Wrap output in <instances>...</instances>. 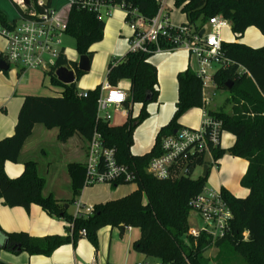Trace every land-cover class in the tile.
Here are the masks:
<instances>
[{"label":"trees","instance_id":"1","mask_svg":"<svg viewBox=\"0 0 264 264\" xmlns=\"http://www.w3.org/2000/svg\"><path fill=\"white\" fill-rule=\"evenodd\" d=\"M109 1L114 4L124 3L127 8L136 9L143 20H150L160 9L157 0ZM14 4L24 16H31L33 12L42 9L37 0H32L26 9L22 8L18 0ZM175 6L186 14L189 24L197 30H201L211 17L221 15L231 22L232 32L237 39L252 26L264 35V0H176ZM0 24H9L1 11ZM105 26V20L98 18L96 13L74 5L68 13L65 33L75 39L78 54L88 55L92 60L93 52L90 48L103 40ZM223 49L227 57L246 67L251 75L239 74L236 64L219 69L212 76V81L219 89H227L226 82L231 81L233 86L230 90L245 99L249 107L245 108V114L238 110L233 116L223 111H211L223 121L224 131L236 136V142L229 150L216 148L213 156L220 159L228 152L248 161L241 184L249 193L246 197H236L226 188L221 189L234 218L231 232L214 244L221 252L226 253V256H220L222 264L228 261L227 257L233 252L238 253L245 264H264V46L254 48L235 41L224 42ZM152 54L129 51L117 62H110L108 65L106 79L110 84L117 86L124 79L131 83L126 106L142 104L139 115L133 118L130 113L128 121L123 125L111 126L109 122L96 120L101 85L87 90L86 97L80 96L81 91L76 82L69 85L61 83L55 76V70L49 75L53 85L64 88L61 96L24 97L14 133L0 140V198L10 207L23 206L29 209L32 204L40 205L50 215L68 223L67 235L35 238L27 232H6L0 228V235L3 237L0 249L13 253L26 251L30 254L50 255L63 244H76L82 229H86V237L97 246L98 231L102 227L124 226L140 229L141 235L133 247L146 257L157 258L169 264H209L204 253L207 245L212 242L205 236L196 241L188 235L191 212L189 201L206 187L208 175L196 179L182 176L159 180L147 172L150 159L160 152L162 139L183 127L179 122L181 116L192 108H202L205 105L203 79L193 70L188 68L178 73L175 111L170 122L159 130L153 148L143 155L132 153L134 131L149 117L146 105L156 101L159 96L157 68L149 60ZM1 60H5L2 54ZM62 66L76 69V78L84 74L78 70L77 62L60 58L56 68ZM148 92L152 93L150 102L146 100ZM247 112L254 115H247ZM36 124H43L48 128L58 127L61 141H66L75 133L88 141L97 130L107 146L116 148L118 161L136 170V189L119 199L96 204L90 215L75 216L68 212L62 201L43 195L45 179L39 175L35 161H26L23 173L17 178H10L5 171V163L19 160L24 143ZM202 161V157L198 158L197 163ZM68 168L74 196L77 197L84 188L85 165L74 162ZM120 184L122 183L112 186L116 188Z\"/></svg>","mask_w":264,"mask_h":264},{"label":"crops","instance_id":"2","mask_svg":"<svg viewBox=\"0 0 264 264\" xmlns=\"http://www.w3.org/2000/svg\"><path fill=\"white\" fill-rule=\"evenodd\" d=\"M157 1L163 12L168 14L171 23L182 25L188 22L186 14L175 6L176 0ZM105 22L103 40L90 48L93 52L91 70L90 73L88 72L90 78L84 84L83 91L103 85L101 80L109 63L117 62L130 51L133 30L126 21L124 10L114 9ZM220 35L224 42L238 41L254 48L264 46V35L254 26L249 27L240 39L236 38L231 26L222 28ZM6 48L7 43L0 36V54L5 55ZM149 60L157 68L159 96L156 101L146 105L149 117L134 131L135 134L139 129L147 128L148 132H152V137L140 147L135 145L134 140L132 153L135 155L149 152L155 144L159 130L172 119L178 100V73L188 68L196 72L199 68L197 58L185 49L153 53ZM47 76L49 77L48 83L46 82ZM118 86L130 92L129 80L120 81ZM211 86L212 84H209L208 88L204 89V107L192 108L181 116L179 122L182 126L199 127L205 109L213 112L223 111L232 116L238 110L245 114V108L249 107L248 102L230 89L228 90L232 95L226 98L224 104L217 107L218 109H214L211 103L215 92L214 90L212 93L209 91ZM63 91L62 86L53 85L51 77L38 69L0 71V140L14 133L25 96H61ZM141 108V103H135L131 104L129 111L128 109L127 111L115 110L110 125H123L128 121L130 113L135 118L139 115ZM249 114L254 115L252 112H247V115ZM59 131L58 127L48 128L43 124H36L31 136L24 143L19 160L5 163L7 175L10 178H17L23 173L26 161H35L39 175L45 179L43 195L52 196L68 204L67 209L71 215L76 214L77 199L81 200L85 206H95L119 199L136 189V187H129L128 190L118 193L113 186L100 183L84 187L81 194L75 197L68 166L74 162L85 164L87 140L75 133L66 141H61ZM235 142L236 136L229 131H224L220 148L227 151ZM213 168H209L208 175H211L208 179L209 186L206 188L217 191L226 188L236 197L248 195L249 190L241 184L242 177L248 168L247 160L226 152L218 160V167ZM67 226L68 223L64 219L50 215L40 205L32 204L29 209L23 206L10 207L0 198V228L6 232H27L35 238L50 235L66 236ZM140 235L141 231L136 227H126L122 230L120 227L108 225L98 231L97 246H94L87 237L81 236L76 244L72 242L63 244L50 255L30 254L26 251L13 253L0 249V264H75L76 261L91 262L94 258L98 264H137L146 258L133 247ZM2 241L3 237L0 235V242Z\"/></svg>","mask_w":264,"mask_h":264},{"label":"built area","instance_id":"3","mask_svg":"<svg viewBox=\"0 0 264 264\" xmlns=\"http://www.w3.org/2000/svg\"><path fill=\"white\" fill-rule=\"evenodd\" d=\"M18 3L23 9L28 7L23 0H18ZM37 4L42 9L33 12L31 16L20 14V21L9 22L7 25L0 24V36L7 43L3 55L5 61L9 66L15 64L20 70L38 69L49 75L52 70L56 72L58 69L56 63L60 58L68 60L66 49L61 45V35L66 34L68 13L74 5L96 13L100 19L110 17L116 8L123 9L126 21L133 30L130 51L157 53L185 49L199 62V68L195 73L203 79L204 89L208 88L210 82L213 84L212 76L219 69L237 64L226 56L223 49L224 41L220 31L224 27H230L231 22L221 15L211 17L202 28L205 29L202 33V29L197 30L189 22L182 25L171 23L168 14L164 13L161 7L153 18L143 20L136 9H129L124 3L114 4L109 0H69L68 10L52 8V0L49 3L48 0H37ZM237 65L239 74L251 75L246 67ZM68 68L74 70L77 75L76 69ZM80 96L86 97L87 91L80 92ZM128 99V91L106 81L101 85L96 120L110 123L111 109L129 111L130 107L126 106ZM223 126L221 119L205 109L199 127L183 126L177 129L176 133L162 139L160 152L150 159L147 172L156 179L167 180L182 176L192 177L195 169L201 167L203 170L205 164H208L209 168L210 166L217 168L219 159L214 158L213 150L221 146ZM201 157L203 161L197 163ZM84 165V187L100 183L111 185L135 183L138 178L133 167L118 161L116 148L107 146L97 130L87 141ZM75 205L77 208L75 216L90 215L94 211V206H85L79 199ZM189 206L199 218V224L190 225L188 229V235L196 241L205 236L214 244L231 232L234 215L221 191L205 187L201 193L191 198ZM80 235L86 237V229H82ZM75 264L98 263L94 258L91 262L76 261ZM137 264L169 263L161 260L150 262L146 257Z\"/></svg>","mask_w":264,"mask_h":264},{"label":"rangeland","instance_id":"4","mask_svg":"<svg viewBox=\"0 0 264 264\" xmlns=\"http://www.w3.org/2000/svg\"><path fill=\"white\" fill-rule=\"evenodd\" d=\"M14 1L16 0H0V11L7 17L8 21H20V12L18 8L16 7V5L14 4ZM68 3H69V0H52V8H55L56 10H63V9L68 10V6H67ZM105 21H107V18H105ZM61 45L66 47L67 49L66 54L68 57V61L78 62L80 56L77 54L75 39L67 34H63L61 35ZM13 69H19V68L15 64H12L9 70H13ZM107 71H108V68L105 69V72L103 74L104 75L103 79L101 80V84H104L106 82ZM89 73H84L81 76L76 78V85L81 91H83L82 88H84V84L90 78ZM46 82L47 83L49 82L48 76L46 77ZM210 84L212 83L210 82ZM212 90H214L215 92V95H212V103H211V106L214 109H218L217 107L219 105H223L226 98H229L232 95L230 90L219 89L214 83L212 84L211 89H209V91H211L212 93ZM111 111L113 114L115 110L111 109ZM112 122H116V121L112 120ZM151 137H152V132H148L147 128H142L141 130L139 129L134 134L135 145L137 147H140L142 144H145V142L148 141L149 138ZM210 168L214 169L213 166H210ZM202 173H203L202 168L197 167L192 174V178L196 179L199 176H201ZM210 175L211 174L208 175L206 186H209L208 179ZM109 185L112 186L111 184ZM129 187H136V184L135 183H122L118 187L114 188V190L118 191L119 193V192L128 190ZM189 223L192 226H196L197 224H199V218L197 214L193 211L190 212ZM225 245L226 244L223 245V248L225 247ZM221 255L226 256V253L224 251L221 252V249L215 247V244L209 243L207 245V250L204 253V256L205 258L208 259L209 264H222V258H220ZM157 260L159 259L153 258V257H147V261H150V262H155ZM226 260H224L226 262H223V264H245L242 257L236 252H233V254H231V256H228Z\"/></svg>","mask_w":264,"mask_h":264},{"label":"water","instance_id":"5","mask_svg":"<svg viewBox=\"0 0 264 264\" xmlns=\"http://www.w3.org/2000/svg\"><path fill=\"white\" fill-rule=\"evenodd\" d=\"M25 5L29 6L31 0H23ZM205 32V29H202V33ZM78 70L84 73H88L91 70V64H92V60L89 58L88 55H80L79 60H78ZM0 69L2 71H9L10 66L9 64L5 61V60H1L0 61ZM57 79L65 84V85H69L72 83L76 82V74L75 71L72 69H69L66 66H62L60 68H58L55 72ZM233 86V83L231 81L226 82V87L227 89H231ZM146 100L147 101H151L152 100V93L148 92L146 95ZM137 124L135 123L134 126H136ZM177 132V129L174 131V133ZM209 173V165L205 164L204 168H203V173L202 176L206 177ZM66 208H68V204L66 205ZM122 230L125 229L124 226L120 227Z\"/></svg>","mask_w":264,"mask_h":264}]
</instances>
